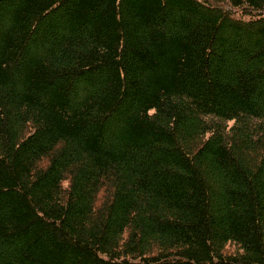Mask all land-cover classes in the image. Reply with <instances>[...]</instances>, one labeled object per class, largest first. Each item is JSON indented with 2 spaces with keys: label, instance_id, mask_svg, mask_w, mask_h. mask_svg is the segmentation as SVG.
<instances>
[{
  "label": "trees",
  "instance_id": "1",
  "mask_svg": "<svg viewBox=\"0 0 264 264\" xmlns=\"http://www.w3.org/2000/svg\"><path fill=\"white\" fill-rule=\"evenodd\" d=\"M0 264H264V0H0Z\"/></svg>",
  "mask_w": 264,
  "mask_h": 264
}]
</instances>
